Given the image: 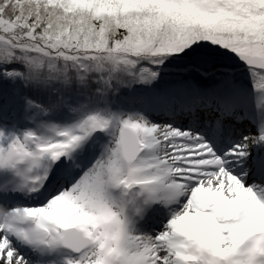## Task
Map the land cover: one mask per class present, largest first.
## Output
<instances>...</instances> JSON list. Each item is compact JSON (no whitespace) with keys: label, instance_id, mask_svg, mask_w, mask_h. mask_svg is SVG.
I'll return each instance as SVG.
<instances>
[{"label":"snow or ice","instance_id":"1","mask_svg":"<svg viewBox=\"0 0 264 264\" xmlns=\"http://www.w3.org/2000/svg\"><path fill=\"white\" fill-rule=\"evenodd\" d=\"M0 264H264V0H0Z\"/></svg>","mask_w":264,"mask_h":264}]
</instances>
